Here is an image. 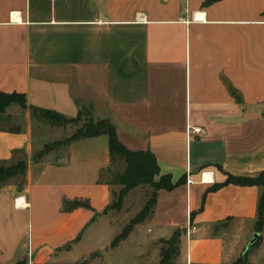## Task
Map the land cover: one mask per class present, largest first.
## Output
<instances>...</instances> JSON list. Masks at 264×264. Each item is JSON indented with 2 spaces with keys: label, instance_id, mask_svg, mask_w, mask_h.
Masks as SVG:
<instances>
[{
  "label": "crops",
  "instance_id": "1",
  "mask_svg": "<svg viewBox=\"0 0 264 264\" xmlns=\"http://www.w3.org/2000/svg\"><path fill=\"white\" fill-rule=\"evenodd\" d=\"M0 92L23 94L27 105L6 110L23 121L0 130V160L15 149L28 158L23 185L0 190V264L56 261L76 236L110 221L118 186L100 180L110 164L106 135L34 161L47 136L30 107L65 118L87 107L126 148L152 152L161 175L183 181L158 191L152 216L128 237L139 230L148 242L185 230L175 264L240 256L259 188L209 189L228 174L264 171V0H0ZM188 126L200 132L188 137ZM65 198L91 209L64 212ZM148 258L139 264L160 259Z\"/></svg>",
  "mask_w": 264,
  "mask_h": 264
},
{
  "label": "trees",
  "instance_id": "2",
  "mask_svg": "<svg viewBox=\"0 0 264 264\" xmlns=\"http://www.w3.org/2000/svg\"><path fill=\"white\" fill-rule=\"evenodd\" d=\"M230 92L240 102L236 91L228 85ZM17 104L22 108H26V100L23 94L20 93H4L0 92V130L17 131V127L6 129L3 126V121L6 120V110L12 105ZM33 116L40 114L48 120H60L65 122H79L82 115H85L86 120L78 130L58 144H68L71 141L96 137L99 135H106L108 137V150L110 157V164L100 173V180H104L108 184L120 185L121 188L117 193V201L108 205V209L119 211L121 209V202L125 195L132 189L139 185L147 184L152 188L148 200L145 202L140 211H138L129 222L123 227L122 231L113 238L110 243L112 248L117 247L123 240H125L134 226L149 219L154 211L157 193L159 190L170 191L181 184L183 181H172L170 174L161 175L160 167L157 163L155 155L150 151H131L126 148L117 138L114 125L108 119H100L94 121L91 116V110L87 107H82L74 118H65L56 111L49 109H42L37 107H30ZM4 116V117H3ZM10 119V118H9ZM43 153H39L42 155ZM21 156V157H18ZM26 153L22 149H15L12 151V156L8 160H0V182H5L8 178L13 176H20L24 180L27 162ZM121 165V170H113V166ZM105 176V177H104ZM225 184H235L240 186H256L259 188V195L256 205V220L255 230L261 232L264 228V171L260 172L255 177L250 176H233L228 174L225 182L212 186L209 190H217ZM91 209L89 202L86 199H63L62 211L69 212L76 208ZM185 230L178 229L173 232L170 238L160 239L159 261L151 264H175L174 260L180 252V237ZM260 236L257 242L253 245L259 244ZM250 249L247 252H242L234 264H248V256ZM28 259H20L15 264H27ZM36 264H87V260L74 263H60V262H46Z\"/></svg>",
  "mask_w": 264,
  "mask_h": 264
},
{
  "label": "rangeland",
  "instance_id": "3",
  "mask_svg": "<svg viewBox=\"0 0 264 264\" xmlns=\"http://www.w3.org/2000/svg\"><path fill=\"white\" fill-rule=\"evenodd\" d=\"M30 112L32 115L31 109ZM91 116L94 121L100 120L96 119L92 113ZM32 117L34 118V122L38 124L41 129H45V136H47L45 144L33 152L32 159L34 161L44 159L50 151L62 149L63 144L58 143L66 139L64 136L69 134L73 135L78 128L88 120L85 115H82L79 122L51 121L45 119V117L40 114H37V116L32 115ZM22 121L21 118H8L7 121L4 120L2 124L7 128H11L21 125ZM40 152L43 154L39 155ZM25 157L26 162H28L27 155ZM121 168V165L112 167L113 170H121ZM9 185L13 191L14 187H21L23 181L20 176L10 177L5 182H0V190ZM119 186L120 185L114 188L116 190L112 192L110 204L117 201V193L121 188V186ZM151 191L152 188L147 184L139 185L130 190L123 198L119 211L108 209L110 221H99L87 229L83 234L76 236L63 247L61 253L54 257L53 260H56L54 262L74 263L87 260V264H139L140 261H143L145 258L146 253L149 256L148 259L158 260L160 248L159 240H149L146 242L143 234H141L139 230H135V232L131 233V237L123 241L119 247L112 248L110 246L113 238L117 236L129 220L141 210L148 200ZM95 216H97V214ZM255 231V228L249 231L251 233L249 241ZM260 233L259 244L250 248L249 256L252 261L251 264H264V228ZM162 234L166 233L162 232ZM27 264H30L29 261ZM230 264H234V262Z\"/></svg>",
  "mask_w": 264,
  "mask_h": 264
},
{
  "label": "water",
  "instance_id": "4",
  "mask_svg": "<svg viewBox=\"0 0 264 264\" xmlns=\"http://www.w3.org/2000/svg\"><path fill=\"white\" fill-rule=\"evenodd\" d=\"M260 235V232L255 231L252 235L251 240L244 247L243 252H247L257 242Z\"/></svg>",
  "mask_w": 264,
  "mask_h": 264
},
{
  "label": "built area",
  "instance_id": "5",
  "mask_svg": "<svg viewBox=\"0 0 264 264\" xmlns=\"http://www.w3.org/2000/svg\"><path fill=\"white\" fill-rule=\"evenodd\" d=\"M200 127H193V126H188L187 127V135L188 137L191 136L192 134H198L200 132ZM192 230H194L195 228L192 227ZM187 234H189L188 230H187Z\"/></svg>",
  "mask_w": 264,
  "mask_h": 264
}]
</instances>
